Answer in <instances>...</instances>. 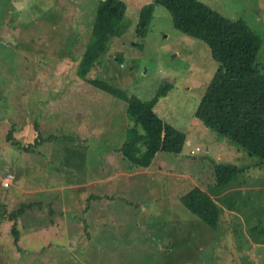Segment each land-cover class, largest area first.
Returning a JSON list of instances; mask_svg holds the SVG:
<instances>
[{
  "label": "rangeland",
  "instance_id": "obj_1",
  "mask_svg": "<svg viewBox=\"0 0 264 264\" xmlns=\"http://www.w3.org/2000/svg\"><path fill=\"white\" fill-rule=\"evenodd\" d=\"M101 1L0 0V264H264V164L228 141L231 146L227 145L194 118L219 70L206 45L181 34L171 14L161 6L155 9L145 39L136 35L140 11L153 0H122L128 7L123 21L126 31L109 45V52L87 79L105 81L143 101L152 100L168 85L167 96L154 110L186 134L183 151L178 157L161 155L154 159L150 169L137 172L132 186L127 181L131 180L129 176L120 177L117 182L122 190H105L98 180L96 186H74L78 176L74 165L80 168L79 162L67 156L70 161L63 163L60 156L67 150L77 158L82 152H89L90 158L95 154L93 145L75 148L76 141L70 134L82 140L92 133L95 138L91 143L98 140L96 152H102L104 160L102 167L92 162L98 172L99 168L101 173L134 171L128 161L120 163L113 152L124 139L126 143V126L136 127L127 103L93 87L79 74L92 43ZM198 1L231 21L246 22L260 38L255 65L264 72V0ZM50 26L60 28L59 32L40 33ZM60 31L64 34L60 35ZM54 36H59L57 43L65 45L59 51L66 62L57 79L53 77L54 68H50L49 82L45 77L33 83L24 71L33 66L37 75L41 74V55L35 53L45 45L55 44ZM61 36L64 38L60 41ZM29 59L32 63L27 65ZM47 86L55 90L54 94L61 93L52 100L63 106V113L55 115L62 116L63 125L54 129V136L47 140L53 150L46 145L38 151L36 142L40 136L42 143L43 137L37 127L42 125L47 109L44 107L42 114L41 106H37L39 100H50L49 91L44 89ZM41 87L47 97L39 96ZM76 107L82 114L76 113ZM44 124L42 131L39 129L42 133L46 132ZM78 124L87 127L81 131ZM111 124L113 133L103 129ZM9 134L13 144L7 142ZM58 139L68 140L65 144ZM53 140L57 141L52 144ZM32 149L39 157L32 159L39 166L25 163L31 158L25 154ZM108 151L113 153L111 165ZM32 167L44 173L60 171L66 188L65 196L60 198L66 200L58 210L61 216H56L47 204L54 196L47 195L43 200L34 195L31 201L23 194V175ZM218 167L237 168L243 174L225 189L217 188L214 169ZM9 174L15 182L4 189L1 181ZM33 179L39 181L35 177L24 180L34 186ZM136 183L141 186L133 189ZM43 185L44 182L37 183L38 188ZM194 188L207 193L222 208L217 230L180 203V198ZM42 200L44 208L36 209ZM23 206L29 208L18 218L16 246L13 222L8 217Z\"/></svg>",
  "mask_w": 264,
  "mask_h": 264
},
{
  "label": "trees",
  "instance_id": "obj_2",
  "mask_svg": "<svg viewBox=\"0 0 264 264\" xmlns=\"http://www.w3.org/2000/svg\"><path fill=\"white\" fill-rule=\"evenodd\" d=\"M157 6L171 14L174 27L181 34L206 45L211 59L219 65L194 118L217 133L227 145H235L249 158L264 164V72L255 65L261 49L259 36L245 21H231L198 0H153L140 11L136 29L139 38L145 39L148 34ZM127 11V4L122 0L101 1L92 43L79 74L93 87L127 103L128 114L136 127L128 130V139L119 153L133 168L148 169L161 155L178 157L185 144L186 134L165 122L154 110L160 99L167 96L169 86L161 88L152 100L143 101L105 81L87 79L109 52V45L125 33L123 21ZM39 139L36 146L41 145ZM7 142L13 144L10 134ZM242 174L237 168H215L217 188L225 189ZM180 203L211 229L219 228L222 208L207 193L194 188L180 198ZM27 209L23 206L8 217L13 222L12 236L16 246L18 218ZM84 225L87 229V224Z\"/></svg>",
  "mask_w": 264,
  "mask_h": 264
},
{
  "label": "crops",
  "instance_id": "obj_3",
  "mask_svg": "<svg viewBox=\"0 0 264 264\" xmlns=\"http://www.w3.org/2000/svg\"><path fill=\"white\" fill-rule=\"evenodd\" d=\"M59 30H60V28H58V27H51L50 26L49 28H47L46 31H40V33L41 34H50V33L55 34V33H58ZM72 33H74V30L72 31ZM62 34H64V33L62 31H60V35H62ZM58 37H56V36L53 37L55 39V41H56L55 44L45 45L46 42H43L42 41L44 43L43 45H45V47L42 48V49L39 48L37 50L40 53H35L37 55H41L39 57V59H38L39 62H40L38 64V66L41 68L40 69L41 70L40 71L41 74L37 75V73H36L37 70H35V67H33V66H30V68L25 69V71H24L25 74L28 73L27 74V77L29 78L30 81L32 80L33 83H35L36 81H38L39 78L40 79H43L45 77L48 78V82H49L52 79L50 76H48V70L50 68H54V72H53L54 79H57L58 78L59 73H60V67H63L64 64H65V62H66V59L64 58L65 55L64 54H61L60 51H59V49L60 50H63L62 47H64L65 45H64V43H60V42H59L60 44L57 43ZM53 38L51 39L52 42H53ZM62 38H64V37L61 36L60 37V41H61ZM39 41H40V39H39ZM60 54H61V57L58 56ZM33 55L34 54L32 53L31 56H33ZM61 59H63V60H61ZM30 63H32V62L29 59L27 65H29ZM62 69L64 70V68H62ZM34 77H36V78L33 79ZM42 88L43 87H41V89ZM44 89H46L47 91H49L48 98H50V100H49L50 102L49 101L48 102H42L41 100L38 101L39 106H37V107H40L41 106V113L42 114H44V111H43L44 110V107L47 109L45 111V112H47V116L44 117L43 120H42L43 123H45L44 124V126H45L44 127V130H46V132H44V133L40 132V130L42 131V129H43V123H42V125L41 124L39 125L40 127L39 126L37 127V129L38 128L40 129V130L39 129L38 130H39L40 134H42V137H43L42 138V141L43 142L38 147V149H36L38 151L39 150L42 151L43 148H46L45 147L46 145H48V147H47L48 150L50 148H52L51 150H53L54 147L50 143H48L47 140L49 141V139L54 136V134L51 133L54 129L59 128V127H61V125H63L62 122H61L62 116L55 117V115H60V114L63 113V106L59 105V103L57 101L54 102L55 98H57V95L58 94H61V93L54 94L53 92L55 90H53V89L48 90V86H47V88L44 87ZM40 92H42V93L39 96H41V97H47V94H44L43 89ZM69 93H71V94L74 95L77 92H69ZM78 93L80 95L81 91H78ZM83 93L84 92H82V94ZM27 97H28V95H27ZM66 98H67V96H66ZM52 99H54V100H52ZM33 107H34V105H32L31 108H33ZM76 108L77 109H74L76 111V113L79 114V115L82 114L81 108H79V107H76ZM39 112H40V110H39ZM51 113H53V117H50ZM73 124H75V123H73ZM78 125L80 126V130L81 131H83V129L85 127H87L85 124H78ZM90 126H91V124H89V129H91ZM94 127H95V125H94ZM94 127H93V130L95 131L96 129H94ZM35 129H36V126H35ZM103 129L104 130H107L108 129V130L111 131V133H113L112 132V124L110 126H106V128H103ZM128 130H129V126H126V130H125V137L126 138H127ZM70 137H73L72 141H76L75 143H73V145L76 146L75 148L80 147V148H83V149H85V148L88 149V148H90L93 145V147H92L94 149L93 155L94 154L97 155V157L94 155V158H90L89 157V152L88 153H83L82 152L81 156L79 158H77V156H75V153L74 152H72L70 150H67L65 155L62 154L60 156V157H62V160H60V161L63 162V163H67L68 161H70L67 156H69V157H72L73 156L74 157V163L79 162L80 168L77 167L76 165H74V169L76 170V173L78 175L76 177V180L74 181V183H75L74 186L75 185H77V186H96L94 184H96V182L100 181L101 182L100 184H104L105 190H108V191H112V190L117 191V188L119 190H122V187H120L119 183L117 182V181L120 180L119 179L120 177L123 178L124 176H129L131 178V180L127 179V181L129 183H131V186H132L134 184L133 183V179L137 178V174H138L137 172H144V170H148V169H150L152 167V164H151V166L148 169L133 168L134 171H133V173H130V174H128L127 172H122V171H119L118 172V171H111V170L106 171V173H101L100 172V169L101 168H99V172H98L97 171V168H94L92 166V162L95 163V165H99L100 167H102L104 160L100 157L101 155H103L102 152H101V155H99V153L96 152V147L98 145V142H97L98 140H96V142L91 143V139L95 138V136H93V134L91 133V134H89V138L88 139H82V140H80L77 136H75V134H70ZM58 140H60L63 143H65V142H67L68 139H65V140L64 139H58ZM125 140L126 139H124L123 140V143L122 144H119L117 146V148H115L113 150V152L115 151V153H116L115 155H117L118 161L120 163H122V164H126V162H127L123 158L122 154L119 153V150L122 149L123 146H124ZM54 141H57V140H53L52 144H54ZM81 143H83L84 146ZM85 143L86 144L88 143V144L85 145ZM32 150H31L30 153L25 154V155H28V156L31 157L30 160H28L25 163H27V165L34 164L35 166L36 165L39 166V163L38 162L35 163L33 161V159H32L33 157L39 158L37 155H34L33 154L36 151L35 150L32 151ZM108 153H109L108 163H109V165H111L110 164L111 163L110 156L113 153H112V151H108ZM113 163H112V165H113ZM59 172L60 171L58 169H56L55 171H51L49 173H44L40 169H38L36 167H32L29 172L24 173V175H23V194L25 196H27L29 199H31V201L34 199V195L43 197L42 198L43 200H44V198H47V195L54 196L53 198H50V203H47V201H46V203L48 204V206H52V209L57 214L56 216H61V214H60V212H58V210H62V208L64 206H61V204H65L66 203V200L64 198L60 200L61 197H64L65 196V194L63 192L65 191L66 188L64 186L65 185V182L61 179V177L59 175ZM141 174H144V173H141ZM86 175L89 176L87 179L85 178ZM32 177L39 178V181H37V182L35 181V179H33L35 181V182H33L35 184L34 186L33 185H29L30 184L29 181H25L24 180V179L32 178ZM125 178H127V177H125ZM72 180H73V178H72ZM41 182H44L45 183V186L43 185L41 188H38L37 187V183H41ZM136 185H138V186L132 187V188L133 189H135V188L137 189V188H139V186H141V185H139V183H136ZM69 187H72V186H69ZM17 189L20 190L19 188H17ZM123 191H120V192H123ZM78 193H81V190H79ZM94 199L98 200L99 198L98 197H95ZM43 200H42V202H40L42 205L41 206L38 205V207H36V209H39V208H42V207L44 208L45 202ZM25 202H27L29 204L27 198H25ZM55 202H57V203H56L55 206H53V204ZM31 206L32 205H30V207ZM31 208H30L29 211H31ZM25 212H27V211H25ZM54 223L57 224V221H55Z\"/></svg>",
  "mask_w": 264,
  "mask_h": 264
},
{
  "label": "built area",
  "instance_id": "obj_4",
  "mask_svg": "<svg viewBox=\"0 0 264 264\" xmlns=\"http://www.w3.org/2000/svg\"><path fill=\"white\" fill-rule=\"evenodd\" d=\"M13 182H14V176L12 174L6 175L2 179V187L7 189L13 184Z\"/></svg>",
  "mask_w": 264,
  "mask_h": 264
}]
</instances>
